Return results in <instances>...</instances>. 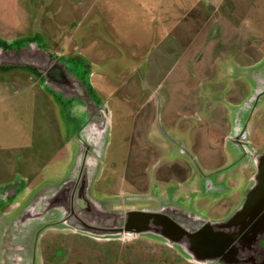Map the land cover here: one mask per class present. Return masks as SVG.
Wrapping results in <instances>:
<instances>
[{
	"label": "rangeland",
	"instance_id": "obj_1",
	"mask_svg": "<svg viewBox=\"0 0 264 264\" xmlns=\"http://www.w3.org/2000/svg\"><path fill=\"white\" fill-rule=\"evenodd\" d=\"M108 1L0 0V37L74 61L92 107L0 71V264H194L151 235L61 223L84 160L106 215L164 205L213 223L244 203L264 152V0ZM94 119L97 151L79 134Z\"/></svg>",
	"mask_w": 264,
	"mask_h": 264
},
{
	"label": "flooded vegetation",
	"instance_id": "obj_2",
	"mask_svg": "<svg viewBox=\"0 0 264 264\" xmlns=\"http://www.w3.org/2000/svg\"><path fill=\"white\" fill-rule=\"evenodd\" d=\"M38 44V39L34 38L17 43L6 41L5 39L0 37V61L2 60V56H6L11 53L20 54L22 50H25L27 58L29 59V61H32L33 65H35L33 67L30 65H1L0 71L7 74H14L15 72H24V74L29 75V77H32L33 79L37 78L36 81H41L42 85H45V82H50V84L47 86L45 85V87H49V89H52L53 91H55V93L59 92L64 94L65 96H69V98L75 96L80 98L83 97L86 99L85 104L83 105L85 110L87 107L88 109L89 107L92 108L89 105V102H87L88 91L83 83L82 72L79 71V68L75 65L76 63L74 61L71 62V60H66L64 61V63H59L50 51L42 49V46L40 47V45ZM33 46L34 49H36L35 53L33 52ZM38 50H42L51 58V62L47 66L45 73L38 71V68L41 66V61L39 55L37 54ZM33 58L35 60H33ZM60 65L62 66V68H60ZM91 110L92 109H90V111ZM89 125L93 126L88 128ZM79 134H82L84 141L88 142L89 146L86 148H92V150L97 151L101 138L100 135L95 134V119L92 120V123H86V125H84L82 129H80ZM256 159L257 155L255 156L254 160ZM85 164L87 165L86 160H84L81 169H79V175L74 179V181H71L68 184L70 185L69 188L64 193L60 194V206L65 208V215H63L64 217L62 216V214L59 215L60 219H62L61 223L63 222L65 224H68L76 230L92 231L98 235L111 236L119 229L121 230V228L124 226V222L120 227L117 226L113 219L111 225L102 224L106 222H103L105 219L113 218V216L106 215L107 212H103V207L95 205V203L90 201L86 196V177H88L92 166L90 164L86 166ZM252 168L254 169V173L252 174L253 177L257 173V169L255 168V166H253ZM159 209L167 212L166 214L170 213V216H168L170 218H174L173 220L175 221H180L181 223L187 221L186 219L181 220V218L177 216V214L180 213L178 210L172 209L170 206L165 207L164 205H162V207L158 206L156 208H137L134 210H128L126 212H156ZM172 214L176 215L174 216ZM262 218H264V214ZM101 219L102 223L100 221L98 222L101 223V226L94 228L95 220L98 221ZM236 223V230L229 231L228 233L234 235L232 251L233 253H235V256L233 255L234 257L226 258V264H264V233L261 234L262 237H259V239L257 240V216L250 215L245 221V223L242 221L240 222V220H238ZM89 225L93 228H90ZM183 225H186V223H183ZM203 226L204 225L199 227V229H201Z\"/></svg>",
	"mask_w": 264,
	"mask_h": 264
},
{
	"label": "water",
	"instance_id": "obj_3",
	"mask_svg": "<svg viewBox=\"0 0 264 264\" xmlns=\"http://www.w3.org/2000/svg\"><path fill=\"white\" fill-rule=\"evenodd\" d=\"M35 51L36 49L33 46V52L35 53ZM37 54L41 61L38 71L45 73L51 58L42 50H38ZM34 58L33 60H35ZM1 65L35 66L27 58L25 50H22L20 54L11 53L2 56ZM60 68H62L61 65ZM44 84L47 86L50 82ZM253 165L257 169V173L250 179V186L246 190L244 203L227 220L213 223L200 221L197 217L178 209L180 213L177 216L181 220L186 219L187 221L183 222L186 225L173 220L174 218L169 217L170 213L166 214L167 212L161 209L156 212L129 211L124 214L112 213V219L117 226H122L123 222L124 226L111 236L136 237L151 235L163 240L170 246H177L189 256L191 263L226 264V258L235 256L232 251L234 235L228 233L236 230L238 220L245 223L250 215L257 216V240L264 233V218H262L264 214V152L257 156V159L253 161ZM172 215L175 216L176 214ZM202 225L204 226L199 229Z\"/></svg>",
	"mask_w": 264,
	"mask_h": 264
},
{
	"label": "crops",
	"instance_id": "obj_4",
	"mask_svg": "<svg viewBox=\"0 0 264 264\" xmlns=\"http://www.w3.org/2000/svg\"><path fill=\"white\" fill-rule=\"evenodd\" d=\"M108 2H110V0L108 1ZM79 3H81V2H79ZM110 4V3H109ZM71 14H81V16L84 14L78 7H75V8H73V9H71V10H68ZM103 12H104V14L105 15H107L108 16V18H109V20H111V21H118V18H117V16H116V14H117V11H115V9H113V8H111V6L110 7H105L104 9H103ZM140 12H141V10H138V11H136V12H124V13H119V14H121V18L123 17V16H125V20H128V19H130L131 17H132V15L133 14H135V15H137V14H140ZM132 14V15H131ZM102 13L101 12H98V13H96V16H95V29H97L98 27H101V26H103V24H102V20H103V18H102ZM154 21V20H153ZM114 25H116V23L114 24ZM102 29H104V30H107L108 32H109V34H110V29H108V28H103L102 27ZM125 30H126V28H125ZM112 31H113V35L114 36H116L119 40H124L123 38H121L120 36H122V35H119L120 34V32H118L114 27H112ZM116 32V33H115ZM126 33H127V31H125ZM117 33H119V34H117ZM83 144V143H82ZM247 180H249V178L247 179ZM249 182V181H248ZM248 184V183H247Z\"/></svg>",
	"mask_w": 264,
	"mask_h": 264
},
{
	"label": "bare ground",
	"instance_id": "obj_5",
	"mask_svg": "<svg viewBox=\"0 0 264 264\" xmlns=\"http://www.w3.org/2000/svg\"><path fill=\"white\" fill-rule=\"evenodd\" d=\"M18 264H26V263H21V262H20V263H18Z\"/></svg>",
	"mask_w": 264,
	"mask_h": 264
}]
</instances>
